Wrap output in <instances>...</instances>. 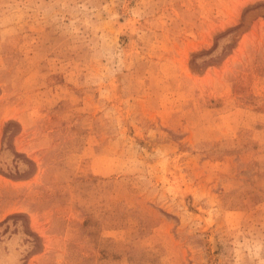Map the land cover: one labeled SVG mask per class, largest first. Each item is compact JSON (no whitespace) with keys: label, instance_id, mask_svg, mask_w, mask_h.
I'll list each match as a JSON object with an SVG mask.
<instances>
[{"label":"rangeland","instance_id":"1","mask_svg":"<svg viewBox=\"0 0 264 264\" xmlns=\"http://www.w3.org/2000/svg\"><path fill=\"white\" fill-rule=\"evenodd\" d=\"M0 264H264V0H0Z\"/></svg>","mask_w":264,"mask_h":264}]
</instances>
